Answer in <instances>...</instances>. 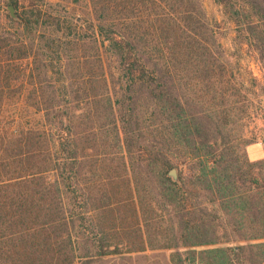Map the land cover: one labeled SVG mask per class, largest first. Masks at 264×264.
<instances>
[{
  "label": "trees",
  "instance_id": "1",
  "mask_svg": "<svg viewBox=\"0 0 264 264\" xmlns=\"http://www.w3.org/2000/svg\"><path fill=\"white\" fill-rule=\"evenodd\" d=\"M216 1L264 67V0ZM10 2L20 19L0 0V264H78L120 245L172 246L150 230L147 188L178 217L171 240L189 249L175 264H263L264 157L247 166L223 140L233 68L203 0H92L97 22L87 27L37 2L21 12ZM22 99L40 124L8 111ZM256 166L260 186H240ZM174 167L182 184L168 175ZM85 172L88 186H101L99 202L76 210L85 192L73 186ZM188 179L207 197L192 202ZM98 210L113 224L96 240L85 219ZM244 240L256 241L204 247Z\"/></svg>",
  "mask_w": 264,
  "mask_h": 264
},
{
  "label": "rangeland",
  "instance_id": "2",
  "mask_svg": "<svg viewBox=\"0 0 264 264\" xmlns=\"http://www.w3.org/2000/svg\"><path fill=\"white\" fill-rule=\"evenodd\" d=\"M9 1L11 0H7V3L4 5V12L8 15L10 14L6 6L11 3H8ZM18 1L20 4L18 11L20 12L23 9V6H28L31 2H37L42 6L43 10L49 9L50 12H52V9H54L63 17L76 19L78 22H82V26L85 27H87L85 20L87 21L93 17L94 21H96L95 16L97 14V9L92 0ZM203 4L210 22L216 30L218 38L225 49L226 56L233 68L231 83L235 86L234 91L236 94L232 96L231 104L228 102L227 107H231L232 110H234V113L232 121L226 128H224V130H222V136L225 135L223 140L232 146L231 148H233V150H235L233 154L239 157L240 163L243 162L248 166V161H257L251 159L250 157V145L253 143H262V146H264V91L261 88V84L264 83V67L257 51L250 43L248 34L243 29L238 27L233 18L227 13L225 6L216 0H203ZM104 58L106 60L107 67L109 68L108 70L112 71L115 64L113 59L107 54H104ZM231 83L228 91L229 94L233 91V89H231ZM13 110L17 112L20 118H22L24 125H38L41 123V115L39 113H34L31 107H27L23 99L18 103L11 102L9 104L8 111L11 113ZM226 132L229 134L226 135ZM253 148L259 149L258 155L261 156V147L259 145H253L252 150ZM251 156L254 158L253 155ZM259 156L256 155V157ZM214 158L215 166L219 164L218 161L221 162L223 159L219 154ZM88 167L89 165L87 164L85 169ZM247 169L248 168L246 166L243 167L244 171ZM178 173L180 176L179 167ZM250 174L251 178H259L260 181H254L250 178L247 179L246 182L239 181L240 186H260V168L258 166L252 168ZM88 178H90V172H85L84 184L81 186H73L75 190H78V188L81 187L83 192H85V199H79V201L76 200L74 201V204L79 203L84 205L85 202H89V206L98 204L99 201L96 198V195H99L100 192L98 191V188L101 186H88ZM183 186L188 187L185 189V194L186 196H191L192 202L198 203L207 197L204 191L193 187L200 185H195L189 179L186 180V183ZM96 187L98 188L96 189ZM119 190H122L123 194L125 193L124 186L119 187ZM143 193H145L144 195L147 197V205L151 219L150 230L152 232H161L160 235L166 236L165 238H167L168 242L172 243V246L157 248L148 247L143 251L127 252L125 247L120 245V247L114 252L93 257L78 258V264H175L173 261L174 256L177 257V254H179L183 257L185 255V251L188 250L189 247L181 246L182 243L177 238L173 239V241L171 240V238H175L180 235V226L177 221L178 217H176L174 213L175 210L159 207L156 200H153V197L156 196V190L154 188L153 190L147 188L143 191ZM77 194L78 191H75V195ZM75 195L73 194V196ZM79 204H76L77 206L73 208L76 210L80 209V206L78 207ZM212 209L215 210L216 207L214 206ZM88 217L85 219V224L93 230V232L88 233L90 238H94L96 240L100 239L99 236H101V230L103 229L105 230L104 232L106 235L111 233L108 227L113 224V220L107 213L98 210L92 212L91 216ZM104 224L107 225L105 226ZM117 232V235H119L120 231ZM116 240H118V238H116ZM255 241L256 240L221 241L204 247L224 245L235 246L237 244ZM113 248L115 247L112 246V249Z\"/></svg>",
  "mask_w": 264,
  "mask_h": 264
},
{
  "label": "water",
  "instance_id": "3",
  "mask_svg": "<svg viewBox=\"0 0 264 264\" xmlns=\"http://www.w3.org/2000/svg\"><path fill=\"white\" fill-rule=\"evenodd\" d=\"M7 10L11 16V18L15 19V20H19L20 16L17 13V9L15 7V5L13 3L8 4L7 6ZM168 175L172 178L173 181H176L178 183L181 182L179 173H178V167H174L172 168L169 172Z\"/></svg>",
  "mask_w": 264,
  "mask_h": 264
},
{
  "label": "crops",
  "instance_id": "4",
  "mask_svg": "<svg viewBox=\"0 0 264 264\" xmlns=\"http://www.w3.org/2000/svg\"><path fill=\"white\" fill-rule=\"evenodd\" d=\"M253 145H259V146L261 147V149H262L261 156L258 155V154H259V149L253 148V150H252V146H253ZM250 146H251V149H250V152H249V153H250V157H251V159H253V160H258V159H261V158L264 157V146H262V143H253V144H251ZM251 155H253L254 158H252ZM256 155L259 156V157H256Z\"/></svg>",
  "mask_w": 264,
  "mask_h": 264
}]
</instances>
